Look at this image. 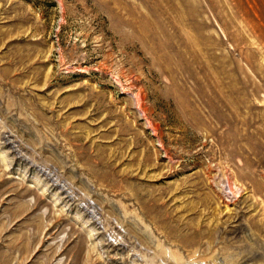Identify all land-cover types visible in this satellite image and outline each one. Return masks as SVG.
I'll return each instance as SVG.
<instances>
[{
    "label": "rangeland",
    "instance_id": "1",
    "mask_svg": "<svg viewBox=\"0 0 264 264\" xmlns=\"http://www.w3.org/2000/svg\"><path fill=\"white\" fill-rule=\"evenodd\" d=\"M0 264H264V0H0Z\"/></svg>",
    "mask_w": 264,
    "mask_h": 264
},
{
    "label": "bare ground",
    "instance_id": "2",
    "mask_svg": "<svg viewBox=\"0 0 264 264\" xmlns=\"http://www.w3.org/2000/svg\"><path fill=\"white\" fill-rule=\"evenodd\" d=\"M43 172H46L45 170H43ZM46 173H48V172H46ZM57 184H59L58 183V181H55ZM59 186H61V185H59ZM61 188H65V187H63V186H61ZM71 190V189H70Z\"/></svg>",
    "mask_w": 264,
    "mask_h": 264
}]
</instances>
